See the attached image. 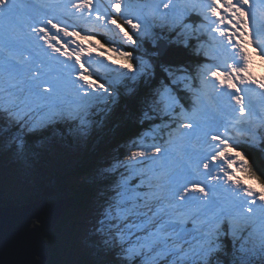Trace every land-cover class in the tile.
<instances>
[{
    "label": "snow or ice",
    "instance_id": "6c2138e0",
    "mask_svg": "<svg viewBox=\"0 0 264 264\" xmlns=\"http://www.w3.org/2000/svg\"><path fill=\"white\" fill-rule=\"evenodd\" d=\"M58 7L74 21L95 15L121 40L96 41L97 48L75 22L42 15L26 0H0V121L18 130V148L23 133L60 124L86 135L121 91L134 96L148 85L141 98L148 126L124 159L103 170L111 183L94 232L119 264H264V180L233 135L264 142V91L259 112L246 95L250 85L264 90V25L250 24V0H67ZM205 34L226 54L223 63L201 64L195 75L161 66L156 80L150 49L162 37L199 55ZM247 46L259 57V77ZM93 53L103 58L96 63L107 61L106 76L86 67ZM209 85L230 101L220 119L208 120L203 108ZM188 97L190 106L182 102ZM193 136L204 146L195 159L186 146Z\"/></svg>",
    "mask_w": 264,
    "mask_h": 264
},
{
    "label": "trees",
    "instance_id": "16d2710c",
    "mask_svg": "<svg viewBox=\"0 0 264 264\" xmlns=\"http://www.w3.org/2000/svg\"><path fill=\"white\" fill-rule=\"evenodd\" d=\"M106 34L107 33L97 34L98 39L105 42V38H108ZM163 41L167 44V49L163 55L159 54L158 47L150 49L153 53L154 63L157 65L156 80H159L164 75L161 71V66L173 68L184 66L186 69H190L193 65L198 66L203 64L204 57L201 54H194L191 48H184L171 44L166 37L163 38ZM119 46L122 47L126 45L119 43ZM128 49L132 51L131 46H129ZM197 84L199 86L198 81ZM147 87L148 85L142 84L139 93L134 96H127L121 91L117 102L111 108L112 112H110L108 116L104 114L98 118L95 124L102 129L98 133L91 132L89 140L87 138L89 143L85 145L88 148L85 149V156L89 158V161L95 159L91 164H88L89 161H85V157L74 155L66 161V165H61L59 160L65 159L64 157L67 156V152L72 151L70 148H67L64 152H55L51 154L50 150H52L53 147L61 149L65 147L75 148L78 144H84L86 142L84 141L83 135L75 130H70L66 125L60 124L35 132H25L22 134L24 137L25 154L28 152L30 157L36 154L40 155L41 158L44 155L51 156L55 158L56 164L52 165L53 168L46 175L47 177L40 180V182L37 180L34 192H32L31 195H25L22 199L4 198L0 196V204H20L33 201L38 197H43V191L46 187L55 189L57 193L56 196L48 198L50 202L67 196L72 197L74 200L71 209L67 210L57 221L55 227L43 233L44 241L50 250L49 264H60L58 262L59 260L66 264H119L118 258L116 259L115 257L116 254L113 253L114 251H108L104 246L98 249V254L101 256L100 253L104 248V251H106V255L104 256L105 262L96 261L95 263H91L85 260L86 254L84 256V252L80 250H77V252L75 251L73 255L68 250L64 251L58 239L63 230V226L69 225L75 228L77 224L80 225L82 222L81 217H73L71 211L77 208L86 210L85 213L88 214L93 207L98 205V200L103 199L111 183V178L104 175L103 171L97 173L93 170L94 163H97L96 165L105 163L106 161L112 163L110 157H124L127 153L126 144L128 141L140 135L141 131L148 126L147 122L141 123V98L147 91ZM182 102L190 106L191 98H185ZM98 123L102 124V126ZM1 132H6L7 135L8 133H18V130L0 121V133ZM257 146L258 145L255 143H253L252 146H247L246 143L239 142L238 150L244 153L253 170L264 180V150L259 149ZM103 152L106 154L101 156L100 154ZM100 157H104L106 161ZM72 161H74V163ZM105 168L106 167L101 168L100 170H104ZM83 175H88L86 177L87 179L83 180L81 178ZM100 244L102 245L103 243L100 242ZM62 251H64V253H62Z\"/></svg>",
    "mask_w": 264,
    "mask_h": 264
},
{
    "label": "rangeland",
    "instance_id": "374dc122",
    "mask_svg": "<svg viewBox=\"0 0 264 264\" xmlns=\"http://www.w3.org/2000/svg\"><path fill=\"white\" fill-rule=\"evenodd\" d=\"M54 2V1H53ZM67 2V0H59V4L58 6H62L63 4H65ZM99 2L101 4H107L108 0H99ZM131 2L133 4L136 3V0H131ZM146 2H151V0H146ZM32 4H35L36 2L34 0L31 1ZM255 5L256 3H251L250 4V9H255ZM59 12L57 14H46L48 16H51L55 19H60L61 23L67 22L69 24L72 23H77L78 25L80 24V21H74L72 18L66 17V19H63L61 17H63V13H62V7H58ZM40 7V6H38ZM50 9V6H49ZM42 15H44L45 13H41ZM193 21H196L197 19H195V16L192 17ZM84 23V29H83V34H92L95 36V40L92 42L93 45H95L97 48H99V44L96 43V41H99L100 43H105L107 42H112V41H119L121 40V38L119 37V35L113 30L114 26L112 25H101L99 22H97L95 20V15L93 16V19L87 22H82ZM88 23H91L92 26H89ZM53 32L55 30H52ZM96 33H107L106 35H108L109 39L105 38V42H102L98 39V36ZM164 37H162L159 42H161V40ZM158 42V44H159ZM85 43L87 44L88 42L85 41ZM126 45V44H125ZM110 44L109 43H105V47H109ZM24 47H29L27 44H22L21 45V49H23ZM123 48L128 49L129 45L126 46H122ZM158 47V46H157ZM203 48H205V43ZM254 48V47H253ZM255 48H254V53H255ZM203 53L207 52V50L202 49ZM251 53V51L249 52ZM25 55H27V53H25ZM5 56V53L3 51H0V61L3 60ZM93 57L95 58L90 65L94 66V68H91L92 71H96V72H101V76H106L107 73L105 71V67L104 65L107 63V61L105 60L103 64L101 63H96V60H101L103 58L98 57V55L96 53H93ZM253 71L254 73L257 75V77H259L262 73L260 68L256 67V64L259 63V57L257 55L254 54L253 56ZM231 61H229L230 63ZM207 64H210L209 62L206 61ZM90 65H86V67H90ZM199 66V65H198ZM196 65H193L189 70L192 71L193 75H195V69L198 67ZM184 67V66H183ZM185 68V67H184ZM199 82V80H198ZM110 112H112L111 110L106 113L105 115L108 116V114H110ZM99 124V123H98ZM100 126H102V124H99ZM102 128L101 127H97L96 124H94L92 126V128L89 129V131L87 132L86 135H83L84 137V141H86L84 144H78L75 148L72 147H65L64 149L61 148H56L53 147L52 150H50L51 154H54L55 152H64L67 148H70V150H72L71 152H67V156L64 157L65 159L61 161L59 160V162L64 165H66V161L69 160V158L71 156H80V157H85V161H89V158L87 156H85L86 154V146L89 142V136L91 134V132H99ZM142 132V131H141ZM141 134V133H140ZM17 135V133H8L6 135V132H1L0 133V196L4 197V198H12V199H22L25 195H31L32 192H34V187H35V183L40 182V180L44 179L45 177H47L46 175L50 172V170H52V165L56 164V160L54 157L51 156H43L42 158L40 157V155H28V152L25 154L24 150L25 148H23V151H21L18 146H17V141L14 139V137ZM140 135L131 138L132 140L128 141L127 145V153L129 152V150L132 147V142L135 141L137 139V137H139ZM264 136V135H263ZM88 138V140H87ZM253 141V139H252ZM246 145H250L246 142ZM25 146V144H24ZM259 149H261L263 147V145L257 146ZM88 149V148H87ZM57 150V151H56ZM53 152V153H52ZM194 153H201V150H197ZM104 154H106L105 152L101 153L100 155L103 156ZM102 158V157H100ZM112 159V162L118 158L116 157H110ZM124 157H119V159H124ZM42 159V160H41ZM99 159V158H97ZM103 160L105 159L104 157L102 158ZM95 159L89 161L88 164H91L92 161H94ZM106 161V159H105ZM74 163V161H72ZM96 162V161H95ZM97 163H94V171L95 172H102L103 170H100L101 168L104 167H108V165H110L111 163H108L107 161L105 163H100L98 165H96ZM63 165V167H64ZM96 168V169H95ZM203 170V168H202ZM88 175H83L81 176V178L83 180L87 179ZM247 182V180H246ZM245 182V183H246ZM247 183H251L253 184L254 187L258 188V185L255 184V182H247ZM47 186V185H46ZM55 195L49 196V198H52ZM103 202V199H99L98 200V205H96V207H93L92 210H90V212L88 214H86V210H80V209H73L72 215L73 217H78L80 216L82 219V222L80 225H76L75 228H73L72 226L69 225H65L63 226V230L61 231L60 235H59V239L58 241L60 242L61 246L63 247V250H68L70 251V253L73 255L74 252L77 250H80L81 252H84V256H85V260L88 262H93L95 263L96 261H102V263L105 262L104 260V256L106 255V251H104V248L101 251V256H99L98 254V249H100L102 246H104L103 244L101 245L100 242H102V240L97 236V234L94 232V226L96 224V220L98 218V214L100 211V207L101 204ZM71 207L68 209L70 210ZM66 213V212H65ZM75 214V215H74ZM86 214V215H84ZM79 218V217H78ZM96 244H100V245H96ZM64 251H62V253H64ZM115 254V252H113ZM117 259V256H115ZM226 258V257H225ZM60 264H66L64 262H60V260L58 261Z\"/></svg>",
    "mask_w": 264,
    "mask_h": 264
},
{
    "label": "water",
    "instance_id": "95a60500",
    "mask_svg": "<svg viewBox=\"0 0 264 264\" xmlns=\"http://www.w3.org/2000/svg\"><path fill=\"white\" fill-rule=\"evenodd\" d=\"M166 49L161 40L159 54ZM55 194V189L46 187L43 197L33 201L0 204V264H49L50 250L43 233L53 229L74 203L70 196L50 202L49 196Z\"/></svg>",
    "mask_w": 264,
    "mask_h": 264
},
{
    "label": "bare ground",
    "instance_id": "6f19581e",
    "mask_svg": "<svg viewBox=\"0 0 264 264\" xmlns=\"http://www.w3.org/2000/svg\"><path fill=\"white\" fill-rule=\"evenodd\" d=\"M32 0H26V2L31 3ZM36 3L33 5H36L38 8L42 9V12L45 14H57L59 12V9L57 8V5L52 0H34ZM58 2V0H57ZM32 4V3H31ZM50 6V9H49ZM89 26H92L91 23H88ZM193 139H196L195 136H193Z\"/></svg>",
    "mask_w": 264,
    "mask_h": 264
},
{
    "label": "clouds",
    "instance_id": "9594fccd",
    "mask_svg": "<svg viewBox=\"0 0 264 264\" xmlns=\"http://www.w3.org/2000/svg\"><path fill=\"white\" fill-rule=\"evenodd\" d=\"M162 41H163V39H162Z\"/></svg>",
    "mask_w": 264,
    "mask_h": 264
}]
</instances>
